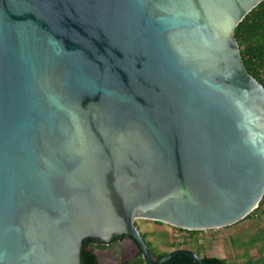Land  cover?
<instances>
[{"label":"water","instance_id":"1","mask_svg":"<svg viewBox=\"0 0 264 264\" xmlns=\"http://www.w3.org/2000/svg\"><path fill=\"white\" fill-rule=\"evenodd\" d=\"M263 0H0V264H80L134 221L226 227L264 194V87L235 28Z\"/></svg>","mask_w":264,"mask_h":264},{"label":"rangeland","instance_id":"2","mask_svg":"<svg viewBox=\"0 0 264 264\" xmlns=\"http://www.w3.org/2000/svg\"><path fill=\"white\" fill-rule=\"evenodd\" d=\"M134 223L140 233L146 234V240L151 242L155 253L174 250L177 246L171 242L183 240V234L180 232V235L172 226L141 219ZM259 232H262L259 239L252 241ZM196 237V242L189 239L179 248L198 251L199 256L223 258L229 264H249L248 261L254 262L264 256V211L226 227L200 231Z\"/></svg>","mask_w":264,"mask_h":264},{"label":"trees","instance_id":"3","mask_svg":"<svg viewBox=\"0 0 264 264\" xmlns=\"http://www.w3.org/2000/svg\"><path fill=\"white\" fill-rule=\"evenodd\" d=\"M234 37L238 44L242 62L246 71L264 87V0L254 7L238 24L234 31ZM264 211V194L255 208L245 218H250L251 214L263 213ZM158 223V222H156ZM136 225V224H135ZM182 235L183 240L180 242H171L178 249L187 241H197L196 235L200 231H188L175 228ZM181 232V233H180ZM151 254L157 259H161L168 252L155 253L151 242L146 240V234L140 233ZM262 232H259L252 241L258 240ZM123 235L114 236V241L122 239ZM104 243L93 238H86L82 242L80 250V264H97V257L94 254L95 249H102ZM199 256V252H194ZM201 264H229L225 259L218 257L199 256ZM249 264H264V256L256 259L254 262L248 261ZM133 264H143L142 259H137ZM164 264H196L195 261L186 255H175Z\"/></svg>","mask_w":264,"mask_h":264},{"label":"flooded vegetation","instance_id":"4","mask_svg":"<svg viewBox=\"0 0 264 264\" xmlns=\"http://www.w3.org/2000/svg\"><path fill=\"white\" fill-rule=\"evenodd\" d=\"M113 238L114 236L108 243H104L102 249L94 250L97 264H133L137 259H142L141 253L137 252L124 237L119 241H114ZM123 257H126L125 261L122 260Z\"/></svg>","mask_w":264,"mask_h":264}]
</instances>
